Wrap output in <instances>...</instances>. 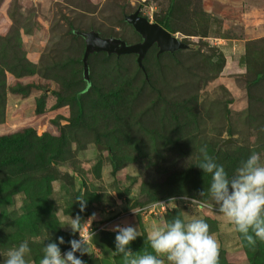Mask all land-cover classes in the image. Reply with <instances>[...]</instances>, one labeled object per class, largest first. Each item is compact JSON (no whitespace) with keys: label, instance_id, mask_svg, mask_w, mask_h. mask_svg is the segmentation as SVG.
<instances>
[{"label":"rangeland","instance_id":"1","mask_svg":"<svg viewBox=\"0 0 264 264\" xmlns=\"http://www.w3.org/2000/svg\"><path fill=\"white\" fill-rule=\"evenodd\" d=\"M135 11L188 47L154 43L144 69L136 53L93 50L85 70L82 32L142 41ZM203 145L230 176L254 152L264 163V0H0V264L24 240L40 264L46 237L79 238L65 226L77 214L109 250L113 225L136 226L140 254L153 225L203 218L218 264H264V241L249 245L207 195ZM92 235L85 264H124Z\"/></svg>","mask_w":264,"mask_h":264},{"label":"clouds","instance_id":"2","mask_svg":"<svg viewBox=\"0 0 264 264\" xmlns=\"http://www.w3.org/2000/svg\"><path fill=\"white\" fill-rule=\"evenodd\" d=\"M199 151L201 158L196 166L203 173L211 174L212 182L207 195L218 206V211L234 225L235 231L249 245L255 246L257 240L264 241V163L261 162L260 154L252 153L230 176L225 167L209 155L207 145L201 146ZM205 195L204 189L199 191L198 196ZM182 198L201 206L207 203L198 200L197 196L189 197L185 194ZM170 200L176 201V198ZM76 202H79L80 212H84L87 199L80 197ZM95 215L93 213L89 220L95 219ZM82 223V217L77 214L70 215L65 225L70 228V235L79 233V238L66 241L63 236L55 240L52 236L46 237L48 243L44 244L40 264H85L82 257L89 254V245L81 235ZM112 231L115 232V247L110 250V256H121L124 264H165V261L167 264H218L219 261L220 244L203 218L185 222L177 216L163 226L153 225L147 234V241L153 250L151 253L140 254L131 249V243L142 236L136 226L116 224ZM65 243L70 245V249L62 253L60 246ZM30 252L29 241L24 240L18 246L8 249L3 264H28ZM78 252L79 256L76 255Z\"/></svg>","mask_w":264,"mask_h":264},{"label":"water","instance_id":"3","mask_svg":"<svg viewBox=\"0 0 264 264\" xmlns=\"http://www.w3.org/2000/svg\"><path fill=\"white\" fill-rule=\"evenodd\" d=\"M125 19L141 34L142 41L128 44L118 37H102L98 32L93 30L82 32L86 39V46L83 54L85 70L87 67V56L89 52L93 50H103L114 52L116 54L136 53V61L138 65L144 69L142 59L148 48L154 43L159 47V52L175 51L188 47L187 43L179 40L175 35L171 34V32L157 22H150L146 17L139 15L138 11L126 15ZM92 241L103 246L109 253L110 250L107 243L99 239V234H95ZM76 255L79 256L80 253L78 252ZM84 256H86V254Z\"/></svg>","mask_w":264,"mask_h":264},{"label":"built area","instance_id":"4","mask_svg":"<svg viewBox=\"0 0 264 264\" xmlns=\"http://www.w3.org/2000/svg\"><path fill=\"white\" fill-rule=\"evenodd\" d=\"M170 205V201L168 199H162L158 200L157 202L153 203L151 207H149L148 210L150 212L154 209H157L158 211H163L165 210L168 206ZM92 232L88 233V230H84L82 233V236L85 238V241H89L91 239Z\"/></svg>","mask_w":264,"mask_h":264},{"label":"trees","instance_id":"5","mask_svg":"<svg viewBox=\"0 0 264 264\" xmlns=\"http://www.w3.org/2000/svg\"><path fill=\"white\" fill-rule=\"evenodd\" d=\"M166 22L167 21L165 19H160V20L157 21L158 24H160L161 26H163L165 29H168L167 28L168 27L167 26L168 24Z\"/></svg>","mask_w":264,"mask_h":264},{"label":"crops","instance_id":"6","mask_svg":"<svg viewBox=\"0 0 264 264\" xmlns=\"http://www.w3.org/2000/svg\"><path fill=\"white\" fill-rule=\"evenodd\" d=\"M85 257H86V256H84V255H83V257H82V259H83L84 261H85Z\"/></svg>","mask_w":264,"mask_h":264}]
</instances>
